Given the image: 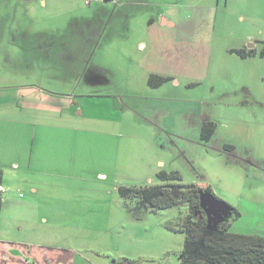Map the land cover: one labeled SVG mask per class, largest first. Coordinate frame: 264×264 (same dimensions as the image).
<instances>
[{
    "label": "rangeland",
    "instance_id": "obj_1",
    "mask_svg": "<svg viewBox=\"0 0 264 264\" xmlns=\"http://www.w3.org/2000/svg\"><path fill=\"white\" fill-rule=\"evenodd\" d=\"M221 3L198 39L181 32L187 47L155 38L144 55L133 34L120 47L72 25L75 3L0 0V150L20 163L3 169L0 264H181L187 203L151 210L122 191L163 184L162 169L236 207L232 232L264 236V0ZM151 75L171 79L153 87ZM22 105L41 120L22 126Z\"/></svg>",
    "mask_w": 264,
    "mask_h": 264
},
{
    "label": "crops",
    "instance_id": "obj_2",
    "mask_svg": "<svg viewBox=\"0 0 264 264\" xmlns=\"http://www.w3.org/2000/svg\"><path fill=\"white\" fill-rule=\"evenodd\" d=\"M30 2L31 0H26ZM68 2H72L78 5V11H72L73 17L70 19L72 25H80L77 21L78 17L83 18V25L86 28L90 27L95 32L99 30H103L106 33L114 35L117 37V45L120 47L124 46V42L131 38V34H133V40L135 42V50L140 54H151L152 48L155 42V38H158L161 45L164 43V38H173L177 42V44H181L182 46H188L187 43L192 39L187 37L181 32H192L193 37L198 39L200 36V32L204 29L202 24V20L208 18L209 21L207 23L206 29L208 30L210 25H212L211 11L217 10V6L219 4L226 3V7H228L231 0H107L104 2H95L93 5H87L84 0H67ZM43 3L42 6H49L52 10H55V5L57 0H40ZM83 3L87 7H83L81 5ZM107 4H111V8L107 6ZM96 7L93 13H91L90 8ZM112 9V11L110 10ZM80 13V14H79ZM56 16V15H54ZM114 22H113V18ZM74 18V19H73ZM37 23H39V19H36ZM82 19H79L81 21ZM34 23V21H33ZM31 23V25H33ZM113 23L111 26L109 24ZM103 25H108L106 29H100ZM50 28L59 29V23L56 20H52L51 23L45 25ZM35 26H31L29 29L34 28ZM90 32V30H89ZM91 33V32H90ZM97 36V32L95 34ZM113 37V36H112ZM250 40H255V37H250ZM252 46V45H251ZM253 48V47H250ZM91 68H88V71ZM105 74V71L101 68H98L96 71H93L92 74ZM150 74H164L162 71H158L150 73ZM28 87V86H25ZM42 88L35 87L32 91L33 96H40L38 92L42 91ZM24 91H31L29 88H24ZM91 95V94H90ZM32 103V101H30ZM26 110L30 112L39 113L36 117L34 116L30 119L28 114L25 112ZM0 123H3V118L5 114H0ZM24 119V120H22ZM41 120V109L38 107H34L31 109H24L23 105L19 110L18 121L23 124H29L31 121ZM210 121V120H209ZM37 133L34 132L31 140L32 149L35 146ZM1 149V147H0ZM190 163V160L187 159ZM163 162H161L162 164ZM10 164L14 168H20V163L18 159H15L14 156H7L0 150V169L4 174V166ZM164 164V163H163ZM164 170V169H162ZM5 178L3 179V187H4ZM6 190L4 193H6ZM36 191V188H34ZM2 193L0 195V201L4 199L1 197L4 195ZM20 193V197H21ZM6 203V201H5Z\"/></svg>",
    "mask_w": 264,
    "mask_h": 264
},
{
    "label": "trees",
    "instance_id": "obj_3",
    "mask_svg": "<svg viewBox=\"0 0 264 264\" xmlns=\"http://www.w3.org/2000/svg\"><path fill=\"white\" fill-rule=\"evenodd\" d=\"M235 51L243 57L255 54L253 48ZM261 55L264 57V48ZM170 79V76L151 75L149 84L157 87ZM216 129L215 122L211 120L204 122L201 129L202 138L209 141ZM190 165L197 175L193 162ZM158 175L164 182L161 185L128 188L122 191L140 198L151 210L168 208L181 202L187 203L188 213L179 225V229L186 236L180 257L181 264H264V236L230 230L231 218L241 216V212L236 207L228 203L232 214L225 218L216 230L208 228V216L201 206L200 191L204 190L215 195L209 184H206L207 186L200 185L201 182L185 184L178 170H161ZM198 176L205 177L202 174ZM3 179L4 174L0 169V186H3Z\"/></svg>",
    "mask_w": 264,
    "mask_h": 264
},
{
    "label": "water",
    "instance_id": "obj_4",
    "mask_svg": "<svg viewBox=\"0 0 264 264\" xmlns=\"http://www.w3.org/2000/svg\"><path fill=\"white\" fill-rule=\"evenodd\" d=\"M200 195L201 206L208 216V228L216 230L218 225L232 214L231 208L226 201L219 199L213 193L201 190Z\"/></svg>",
    "mask_w": 264,
    "mask_h": 264
},
{
    "label": "built area",
    "instance_id": "obj_5",
    "mask_svg": "<svg viewBox=\"0 0 264 264\" xmlns=\"http://www.w3.org/2000/svg\"><path fill=\"white\" fill-rule=\"evenodd\" d=\"M104 1H107V0H84V2L87 4V5H90L92 3H95V2H104ZM6 191V189L3 187V186H0V193H4ZM23 194H21L22 196Z\"/></svg>",
    "mask_w": 264,
    "mask_h": 264
}]
</instances>
